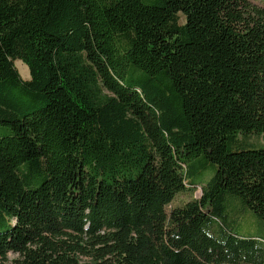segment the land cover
I'll return each instance as SVG.
<instances>
[{"label":"trees","instance_id":"trees-1","mask_svg":"<svg viewBox=\"0 0 264 264\" xmlns=\"http://www.w3.org/2000/svg\"><path fill=\"white\" fill-rule=\"evenodd\" d=\"M253 138L264 7L0 0V264H264Z\"/></svg>","mask_w":264,"mask_h":264},{"label":"rangeland","instance_id":"rangeland-1","mask_svg":"<svg viewBox=\"0 0 264 264\" xmlns=\"http://www.w3.org/2000/svg\"><path fill=\"white\" fill-rule=\"evenodd\" d=\"M251 1L260 7H264V0H251ZM14 64L21 78L24 80H27L29 78V72H28L27 67L24 64H22L20 61H17ZM252 141L257 143L258 145H263L264 139H254L253 138ZM207 173L208 172H206V174ZM211 176H212V173L209 172V176L207 177V180L205 181V183L208 182ZM200 194H201V190L199 187H197L193 191H186V192L180 193L175 197L173 202L170 204V208L182 206L183 204H185L186 202L190 201L193 198H199ZM168 210H169V207L166 209V211ZM236 216L237 214H235L233 218L242 226L232 229L231 232L233 234L249 233L252 236L264 238V235L262 234V230L260 227L262 225L260 223H258L257 226L248 225V224H252L249 216L239 215L238 219L236 218ZM14 259H16L15 255L8 254L6 264H13Z\"/></svg>","mask_w":264,"mask_h":264}]
</instances>
